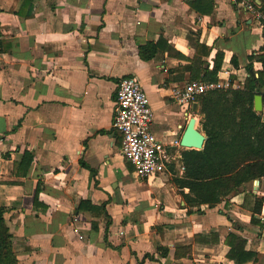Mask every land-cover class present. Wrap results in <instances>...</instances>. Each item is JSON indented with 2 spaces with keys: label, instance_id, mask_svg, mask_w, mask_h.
I'll list each match as a JSON object with an SVG mask.
<instances>
[{
  "label": "crops",
  "instance_id": "crops-1",
  "mask_svg": "<svg viewBox=\"0 0 264 264\" xmlns=\"http://www.w3.org/2000/svg\"><path fill=\"white\" fill-rule=\"evenodd\" d=\"M243 1L0 0V207L18 264H237L229 235L244 242L241 264H264V178L212 207H189L175 182L195 150L180 146L189 119L204 134L198 97L182 109L171 92L243 91L262 71L264 23ZM131 76L168 154L149 179L111 128L118 82ZM257 95L264 123V86Z\"/></svg>",
  "mask_w": 264,
  "mask_h": 264
},
{
  "label": "trees",
  "instance_id": "trees-1",
  "mask_svg": "<svg viewBox=\"0 0 264 264\" xmlns=\"http://www.w3.org/2000/svg\"><path fill=\"white\" fill-rule=\"evenodd\" d=\"M32 1L23 0L22 9ZM259 1L258 10L264 14V0ZM145 48L139 49L142 57ZM258 59L262 71L257 80L247 79L243 91L214 90L198 97L205 141L201 150L182 154L184 178L175 181L179 188L188 189L183 199L189 207L215 206L245 183L264 178V123L252 110L253 97L264 86V55ZM23 162L29 166L31 158L25 154ZM4 214L0 207V264H18ZM225 243L227 259L245 262L242 240L229 235Z\"/></svg>",
  "mask_w": 264,
  "mask_h": 264
},
{
  "label": "built area",
  "instance_id": "built-area-1",
  "mask_svg": "<svg viewBox=\"0 0 264 264\" xmlns=\"http://www.w3.org/2000/svg\"><path fill=\"white\" fill-rule=\"evenodd\" d=\"M243 8L262 28L264 14L252 0H244ZM226 83L189 82L171 92L173 100L182 109H188L197 97L214 89L228 88ZM154 115L139 80L124 77L118 82L111 128L120 134L121 155L130 162L139 179H149L165 170L168 154L165 145L151 132Z\"/></svg>",
  "mask_w": 264,
  "mask_h": 264
},
{
  "label": "water",
  "instance_id": "water-1",
  "mask_svg": "<svg viewBox=\"0 0 264 264\" xmlns=\"http://www.w3.org/2000/svg\"><path fill=\"white\" fill-rule=\"evenodd\" d=\"M251 73V72H250ZM252 74V73H251ZM196 110V105L193 106L192 112ZM253 110L256 113H261L263 110L261 96L257 95L253 99ZM205 138L194 128V119L188 121L187 127L181 137L180 146L187 149L200 150Z\"/></svg>",
  "mask_w": 264,
  "mask_h": 264
},
{
  "label": "rangeland",
  "instance_id": "rangeland-1",
  "mask_svg": "<svg viewBox=\"0 0 264 264\" xmlns=\"http://www.w3.org/2000/svg\"><path fill=\"white\" fill-rule=\"evenodd\" d=\"M13 241V240H12ZM13 249V248H12Z\"/></svg>",
  "mask_w": 264,
  "mask_h": 264
}]
</instances>
